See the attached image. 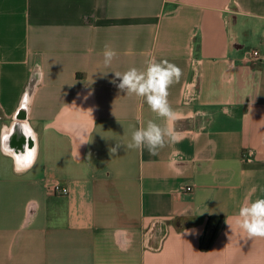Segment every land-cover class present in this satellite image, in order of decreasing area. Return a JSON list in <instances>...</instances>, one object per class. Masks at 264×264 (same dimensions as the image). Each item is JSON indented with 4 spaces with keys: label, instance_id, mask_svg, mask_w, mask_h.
<instances>
[{
    "label": "crops",
    "instance_id": "crops-1",
    "mask_svg": "<svg viewBox=\"0 0 264 264\" xmlns=\"http://www.w3.org/2000/svg\"><path fill=\"white\" fill-rule=\"evenodd\" d=\"M254 48L264 0H0V137L33 146L22 121L38 150L21 175L0 152V264H264V239L236 224L264 197ZM151 56L183 70L168 97L179 143L155 156L123 144L138 117L164 122L114 72ZM210 216L223 219L203 250Z\"/></svg>",
    "mask_w": 264,
    "mask_h": 264
},
{
    "label": "clouds",
    "instance_id": "clouds-1",
    "mask_svg": "<svg viewBox=\"0 0 264 264\" xmlns=\"http://www.w3.org/2000/svg\"><path fill=\"white\" fill-rule=\"evenodd\" d=\"M117 55V51L106 44L103 51L104 67H111ZM145 65L146 67L143 69L131 67L123 73L114 72L115 76L120 79L118 87L126 91V95H135L141 98L143 102L147 103L151 112L164 122L157 123L153 119L145 122L138 117L139 127L132 132L131 140L123 144L126 149L140 151L147 149L150 155L155 156L166 146L179 143V137L171 126V123L178 119V115L171 106L168 97L169 89L181 81L183 70L167 59L157 61L155 56L147 59ZM185 99L187 103H192L195 96L189 91ZM225 115H231V113L225 110ZM16 125L14 130H16ZM20 125L26 139L30 138L34 142L33 146L29 147L26 142L23 151L18 152L9 144L13 133L10 132L0 137V152L11 157L14 171L18 175L31 170L38 160L35 132L26 123ZM119 146L118 144L113 147L111 151L115 153ZM229 224L232 228L231 223ZM236 224L243 233H246L247 238L264 239V197L242 204L239 208Z\"/></svg>",
    "mask_w": 264,
    "mask_h": 264
},
{
    "label": "trees",
    "instance_id": "trees-1",
    "mask_svg": "<svg viewBox=\"0 0 264 264\" xmlns=\"http://www.w3.org/2000/svg\"><path fill=\"white\" fill-rule=\"evenodd\" d=\"M223 217L219 216L216 222H212V216L209 217L205 232L203 234L202 238V244L201 247L203 250L208 249L211 244L213 243V240L215 239L218 229L221 225Z\"/></svg>",
    "mask_w": 264,
    "mask_h": 264
},
{
    "label": "built area",
    "instance_id": "built-area-1",
    "mask_svg": "<svg viewBox=\"0 0 264 264\" xmlns=\"http://www.w3.org/2000/svg\"><path fill=\"white\" fill-rule=\"evenodd\" d=\"M249 57L254 58V59H264V52H260L258 49L254 48L249 52ZM189 87H190V84H189ZM184 189L185 190H191L192 186L186 185V186H184ZM54 190H55V192H59V193H67L68 192L66 187H63L60 185H55Z\"/></svg>",
    "mask_w": 264,
    "mask_h": 264
},
{
    "label": "water",
    "instance_id": "water-1",
    "mask_svg": "<svg viewBox=\"0 0 264 264\" xmlns=\"http://www.w3.org/2000/svg\"><path fill=\"white\" fill-rule=\"evenodd\" d=\"M21 123H22V121H20V124H21ZM20 124H19V125H20ZM17 151L20 152V151H23V150L17 148Z\"/></svg>",
    "mask_w": 264,
    "mask_h": 264
}]
</instances>
